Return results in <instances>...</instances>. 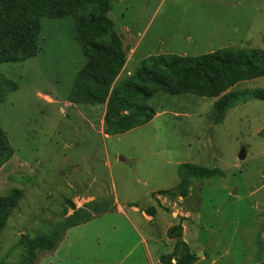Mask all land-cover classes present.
Returning <instances> with one entry per match:
<instances>
[{"label": "rangeland", "instance_id": "374dc122", "mask_svg": "<svg viewBox=\"0 0 264 264\" xmlns=\"http://www.w3.org/2000/svg\"><path fill=\"white\" fill-rule=\"evenodd\" d=\"M110 2L126 63L103 105L69 102L86 64L72 19H43L38 56L0 66L16 86L0 102V127L14 150L0 169V196L22 195L0 231V264H21L28 243L58 231L64 240L82 235L70 244L81 252L72 257L86 264H166L162 258L174 252L167 264H264V102L240 97L216 124L217 99L160 93L146 102L137 98L155 111L147 125L119 135L109 134L106 123L132 119L119 103L108 117L109 98L127 90L144 66L157 70L160 59L264 50V0ZM254 90H264V78L232 89ZM183 164L221 175L182 186ZM84 211L92 215L89 224L64 231ZM148 211L153 221L144 219ZM125 214L131 221L124 230L126 222L115 216ZM134 234L148 241L147 260ZM35 254L45 259L48 252Z\"/></svg>", "mask_w": 264, "mask_h": 264}, {"label": "trees", "instance_id": "16d2710c", "mask_svg": "<svg viewBox=\"0 0 264 264\" xmlns=\"http://www.w3.org/2000/svg\"><path fill=\"white\" fill-rule=\"evenodd\" d=\"M110 11V0H0V66L25 63L38 56L41 52L43 19H72L76 40L86 64L76 75L69 102L75 105L101 106L126 63L122 46L114 32V24L109 18ZM260 78H264V50H221L196 58L160 59L157 70H148L144 66L137 72L135 81L127 85V90L111 94L108 117L116 114L114 107L119 103L123 110L131 112L132 119L110 122L108 118V132L124 135L150 123L155 117L154 109L140 105L137 101L142 98L146 102L160 93L172 97L192 95L217 99L213 116L215 123L220 124L240 97L244 101L264 102V90L232 91L242 82ZM15 90L16 86L0 73V102H4ZM132 122L134 125L128 126ZM262 136L264 137V132ZM13 155L8 135L0 127V169ZM220 175L218 170H208L192 164H183L179 168L182 186ZM21 197L18 190H13L7 197L0 196V231L6 228ZM89 208L93 213L98 212L91 206ZM151 213L148 211V214ZM91 219V213L84 211L82 218L77 215L70 218L64 231L86 224ZM63 240L64 234H59L58 231L28 243V250L24 253L25 260L21 264H37L41 257H36V250L55 252ZM175 256L176 252L162 260L167 264ZM179 261L183 263L181 259Z\"/></svg>", "mask_w": 264, "mask_h": 264}, {"label": "crops", "instance_id": "0c3cea01", "mask_svg": "<svg viewBox=\"0 0 264 264\" xmlns=\"http://www.w3.org/2000/svg\"><path fill=\"white\" fill-rule=\"evenodd\" d=\"M136 208H137L136 206H132L131 209L133 210V209H136ZM133 211H135V210H133ZM130 213L133 216H137V214L139 215V212H137V214H136V212L135 213L134 212L133 213L130 212ZM128 216H129L128 214H125V216H123V217L121 215L115 216L116 218H118L119 221H121L123 223H124V221L126 222V227L124 225V230L127 229V225L129 226V224H130L129 222L131 221ZM143 217H144V219H151V221H153V218H152L153 216L152 215H149L147 213H143ZM139 218H140L139 220H142V222L146 221V220H144L142 218V216H140ZM76 228H78V227H75V228H73L71 230H74ZM130 228L132 230L134 229L131 226H130ZM129 234H131V233L129 232ZM134 235L139 237L140 240L142 241V245L145 247V249H144V255H146L145 260H147V257L150 256V253H151L148 241H145L144 239H141V235L140 234H134ZM77 236L82 238V235H77ZM76 237H73V235H71V237L65 238V240L61 243V245L58 246V248L56 249L55 252L48 253L46 258L44 257L45 259H39L37 264H43L44 260H45L44 262L47 261L45 264H70L71 261H73V264L75 263V261H76V264H77V262H79V264H86V263L80 262V260L86 262L84 257H82V258L81 257L80 258L79 257H77V258L76 257H72L73 253L74 254L81 253L79 250H78L79 253H75V251H76V250H74L75 243L70 244L71 240L74 239V238L76 239ZM83 238H85L84 235H83ZM149 241H150V239H149ZM82 252L84 253L85 249Z\"/></svg>", "mask_w": 264, "mask_h": 264}, {"label": "water", "instance_id": "95a60500", "mask_svg": "<svg viewBox=\"0 0 264 264\" xmlns=\"http://www.w3.org/2000/svg\"><path fill=\"white\" fill-rule=\"evenodd\" d=\"M246 159V151L242 150L240 155H239V160L244 161Z\"/></svg>", "mask_w": 264, "mask_h": 264}]
</instances>
